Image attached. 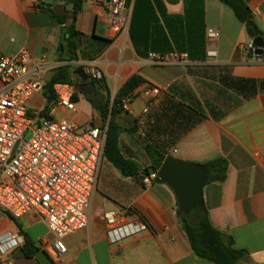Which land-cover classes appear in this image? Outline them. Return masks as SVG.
<instances>
[{
	"label": "crops",
	"instance_id": "0c3cea01",
	"mask_svg": "<svg viewBox=\"0 0 264 264\" xmlns=\"http://www.w3.org/2000/svg\"><path fill=\"white\" fill-rule=\"evenodd\" d=\"M244 1L264 31V0ZM47 3L57 13L70 7L68 0ZM126 14L125 26L117 27L109 20L106 0H85L75 19L82 36L78 58L72 61L96 67L110 93L133 74L144 79L132 91L127 109L114 114L121 127L120 152L138 170L123 175L103 157L88 223L64 238L67 252L59 264H213L194 256L175 214L173 191L154 179L147 186L142 182L151 171L144 172L150 164L144 146L168 140L174 142L167 152L188 162L226 159L225 179L203 187L209 220L232 237L234 247L245 250L237 264H264V92L242 96L216 79L219 66L234 77L264 79V59L245 58L239 44L250 38L219 0H130ZM67 24L39 9L35 0H0V54L26 48L49 62L69 64L59 60ZM209 28L218 32L216 38L207 37ZM209 51L215 56H208ZM151 52L185 54L187 63L153 65ZM152 86L161 92L145 94ZM39 104L38 97L31 99V109ZM98 120L92 123L106 125L99 115ZM115 208L131 209L148 230L110 243L99 211ZM16 221L43 250L39 241L51 237L43 221L33 214ZM7 230L18 229L0 211V233ZM12 264L39 263L24 255L12 257Z\"/></svg>",
	"mask_w": 264,
	"mask_h": 264
},
{
	"label": "built area",
	"instance_id": "2783aa9c",
	"mask_svg": "<svg viewBox=\"0 0 264 264\" xmlns=\"http://www.w3.org/2000/svg\"><path fill=\"white\" fill-rule=\"evenodd\" d=\"M35 2L38 7L47 0ZM129 2L106 0L113 25L125 26ZM217 35L214 29H207L208 38ZM239 48L246 59H253L248 56L256 48L252 40L240 43ZM208 56L214 57L215 52L209 51ZM148 60L157 66L187 63L186 55L178 53L151 52ZM59 65L44 56L31 55L26 48L11 55L0 54V211L16 220L28 214L41 219L51 237L41 239L39 245L56 264L67 252L64 238L88 223L106 133V125L79 123L65 115L80 111L73 99L74 85L55 83L54 98H46L47 75ZM85 71L89 79L101 77L92 65ZM160 92L161 88L155 86L144 90L150 96ZM132 95L121 99L122 109H127ZM33 97L40 99L35 109H31ZM42 112L45 115L40 116ZM55 112L64 115L55 118ZM156 173L145 174L143 184L149 185ZM99 216L110 243L148 230L145 221L131 209L100 210ZM22 244L23 236L18 230L0 233V264H12L11 253Z\"/></svg>",
	"mask_w": 264,
	"mask_h": 264
},
{
	"label": "trees",
	"instance_id": "16d2710c",
	"mask_svg": "<svg viewBox=\"0 0 264 264\" xmlns=\"http://www.w3.org/2000/svg\"><path fill=\"white\" fill-rule=\"evenodd\" d=\"M70 7L62 13H57L54 9L48 6L47 2L38 5L42 10L49 11L59 23H64L68 20V24L64 28L63 48L60 51V59L62 61H72L78 58L79 39L82 36L75 29V19L77 13L81 10L85 0H68ZM228 6L233 12L236 19L244 25L245 31L253 41V39L262 40L261 59H264V31L261 30L253 19L250 9L244 0H219ZM108 42L107 39H103ZM248 56L255 58L256 54L248 52ZM71 66L69 64H61L55 67L44 84V95L48 100L54 98L53 84L58 82H67L74 85L77 92L83 94L86 101L89 102L91 108L95 110L102 125L106 122V133L103 146V157L107 159L115 168L123 175H133L137 173V164L122 156L119 147V134L121 127L114 120V114L120 111L121 99L132 93L144 79L138 75H131L118 89L114 92L111 99L109 91L106 89L104 80L101 74L100 79H90L89 85L95 92L87 91L82 88V84L77 83L73 78ZM217 81L219 84L235 91L242 96H250L256 92H264V79L241 78L234 77L229 73L226 67L219 66L217 68ZM100 92H103L100 93ZM73 99L77 101L76 92L73 94ZM45 115V113H40ZM107 120V121H106ZM173 140H168L164 144L154 147L145 145L144 148L150 157V164L144 169L147 173L149 170L158 171L162 161L169 154L166 147L173 143ZM208 170V181L221 182L226 177L227 161L223 157H214L202 163ZM5 216L15 222L18 231L23 236V244L21 245L24 255L29 258H34L35 254L41 250L24 232L21 225L17 223L6 212L1 211ZM176 217L184 230L185 236L191 246L195 257L209 261L213 264H237L239 259L245 254V250L233 246V239L219 229L214 227L209 220L207 209L202 203L197 208L191 210L188 214L180 212L175 207Z\"/></svg>",
	"mask_w": 264,
	"mask_h": 264
},
{
	"label": "water",
	"instance_id": "95a60500",
	"mask_svg": "<svg viewBox=\"0 0 264 264\" xmlns=\"http://www.w3.org/2000/svg\"><path fill=\"white\" fill-rule=\"evenodd\" d=\"M252 42L256 46L255 58L261 59L262 40L253 39ZM72 75L77 76L88 91L95 92L89 85L90 79L82 66L74 68ZM154 181L166 184L175 195L178 210L188 214L203 203V187L208 181V170L202 164L188 162L168 154L162 161ZM19 256H24L21 246L16 247L11 253L13 258ZM34 258L39 264H56L44 250H39Z\"/></svg>",
	"mask_w": 264,
	"mask_h": 264
},
{
	"label": "rangeland",
	"instance_id": "374dc122",
	"mask_svg": "<svg viewBox=\"0 0 264 264\" xmlns=\"http://www.w3.org/2000/svg\"><path fill=\"white\" fill-rule=\"evenodd\" d=\"M70 66L71 68H76V67H80L83 66L81 61H71L70 63ZM83 68H85L83 66ZM77 83H80L79 81L76 80V77L74 76L73 78ZM83 89H85L88 92V89L86 87H84ZM75 92L77 94V106L79 107L80 111L76 114H73L71 112H66L65 115L69 116V117H74L75 119H84V118H88L89 117V120L91 122H94V121H97V123H99V120H98V115L95 111L92 110V108H90V105L89 103L85 100V98L83 97V94L77 92V90L75 89ZM103 94V92H100ZM109 95L111 96V99L114 95V93H110L109 92ZM64 114L62 112H55L54 113V117L55 118H61ZM91 115V116H90Z\"/></svg>",
	"mask_w": 264,
	"mask_h": 264
},
{
	"label": "flooded vegetation",
	"instance_id": "af4514ba",
	"mask_svg": "<svg viewBox=\"0 0 264 264\" xmlns=\"http://www.w3.org/2000/svg\"><path fill=\"white\" fill-rule=\"evenodd\" d=\"M75 77H76V80L80 82L79 78L77 76H75ZM80 84H82V83L80 82ZM82 88H84L83 85H82Z\"/></svg>",
	"mask_w": 264,
	"mask_h": 264
}]
</instances>
